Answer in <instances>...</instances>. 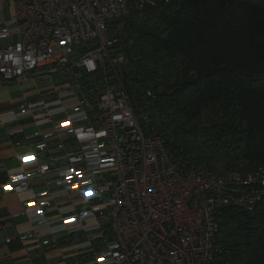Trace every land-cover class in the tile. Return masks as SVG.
<instances>
[{
	"label": "built area",
	"instance_id": "obj_1",
	"mask_svg": "<svg viewBox=\"0 0 264 264\" xmlns=\"http://www.w3.org/2000/svg\"><path fill=\"white\" fill-rule=\"evenodd\" d=\"M156 1L12 0L13 14L0 29V38L10 39L0 47V80L52 82V100L24 103L11 115L48 119L31 135L46 160L8 172L2 191L29 193L21 215L31 231L21 240L68 248L58 264H213L223 249L218 210L252 214L264 196V168H183L138 114L119 73L124 57L111 54L110 27L132 2ZM54 144L58 150L50 152ZM36 183L41 190L32 189Z\"/></svg>",
	"mask_w": 264,
	"mask_h": 264
},
{
	"label": "trees",
	"instance_id": "obj_2",
	"mask_svg": "<svg viewBox=\"0 0 264 264\" xmlns=\"http://www.w3.org/2000/svg\"><path fill=\"white\" fill-rule=\"evenodd\" d=\"M138 5L110 27L138 114L183 168H264V0ZM217 222L213 264H264V196L252 214L221 207Z\"/></svg>",
	"mask_w": 264,
	"mask_h": 264
},
{
	"label": "crops",
	"instance_id": "obj_3",
	"mask_svg": "<svg viewBox=\"0 0 264 264\" xmlns=\"http://www.w3.org/2000/svg\"><path fill=\"white\" fill-rule=\"evenodd\" d=\"M12 14V0H4V6L0 11V29ZM9 42L10 39L0 38V47ZM51 80L53 83H57L53 77ZM51 83L47 79L35 81L32 78L21 82H3L0 80V249L3 246L9 247L12 257L11 264H58L68 249L66 247L53 248L45 244L43 238L29 237L21 240V237L28 235L31 231L28 217L24 214L21 215L23 211L21 197H27L29 193L17 195L2 191L8 172L31 171L46 160L47 153L39 154L34 149L35 139L31 135L37 128L45 130L48 119H42L34 113L28 116H17L11 120V115L16 116L24 103H30L32 107L41 101L52 100L53 97L49 94ZM64 145L68 147L69 142H65ZM49 150L50 152L57 151L58 144L52 145ZM28 153L34 156L32 160L18 161L17 156ZM32 182H37V180ZM41 186L36 183L32 185V189L38 191L42 189ZM14 214H18V216L12 218L11 215ZM7 228L12 229L13 237L8 236ZM3 236L12 241L5 244ZM6 261L0 260V264H8Z\"/></svg>",
	"mask_w": 264,
	"mask_h": 264
},
{
	"label": "rangeland",
	"instance_id": "obj_4",
	"mask_svg": "<svg viewBox=\"0 0 264 264\" xmlns=\"http://www.w3.org/2000/svg\"><path fill=\"white\" fill-rule=\"evenodd\" d=\"M196 144H198V141H196V142L194 143L195 149L197 148ZM208 146H210V145L208 144ZM211 146H212V145H211ZM204 151L209 153V151H208L207 149H206V150L204 149ZM6 231H7V234H8V236H9L10 238L13 237V231H12L11 228H7ZM57 235H58V234H57ZM94 237H95V234H94V235H90V236H89V239H90V240H93ZM6 256H9V257L7 258ZM62 258H63V257H62ZM0 260H1L2 262H4V261L7 260L6 262H8V264H11V262H12V257H11V252H10L8 246H3V247L0 249ZM66 263H68V261H66Z\"/></svg>",
	"mask_w": 264,
	"mask_h": 264
}]
</instances>
